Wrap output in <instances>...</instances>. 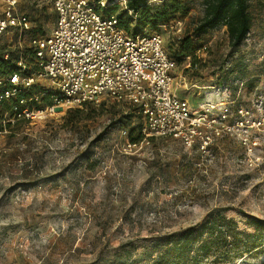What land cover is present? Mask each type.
I'll return each mask as SVG.
<instances>
[{
    "label": "rangeland",
    "instance_id": "rangeland-1",
    "mask_svg": "<svg viewBox=\"0 0 264 264\" xmlns=\"http://www.w3.org/2000/svg\"><path fill=\"white\" fill-rule=\"evenodd\" d=\"M163 2L179 11L167 6L166 17L143 30L158 33L175 61L174 93L193 109L233 101L232 111L264 115V0L249 2L251 27L235 49L225 26L194 31L201 0H149L152 11ZM16 9L29 29L0 37V53L12 58L56 20L50 0H16ZM143 123L136 104L101 96L0 128V264H152L185 229L221 217L259 232L261 244L203 264H264V130L252 131L249 164L231 135L205 154L169 136L129 148Z\"/></svg>",
    "mask_w": 264,
    "mask_h": 264
},
{
    "label": "built area",
    "instance_id": "built-area-1",
    "mask_svg": "<svg viewBox=\"0 0 264 264\" xmlns=\"http://www.w3.org/2000/svg\"><path fill=\"white\" fill-rule=\"evenodd\" d=\"M50 1L56 15L51 31L30 38L26 53L21 48L13 58L2 53L10 63L0 73V128L108 96L136 104L143 116L142 139L128 142L129 148L152 136H169L205 154L218 139L231 135L253 163L257 140L252 131L264 130V115L253 117L246 106L232 111L233 101H206L193 109L176 95V65L162 37L125 30L115 13H108L125 0ZM27 29L28 16L17 11L16 0H0V37Z\"/></svg>",
    "mask_w": 264,
    "mask_h": 264
},
{
    "label": "trees",
    "instance_id": "trees-1",
    "mask_svg": "<svg viewBox=\"0 0 264 264\" xmlns=\"http://www.w3.org/2000/svg\"><path fill=\"white\" fill-rule=\"evenodd\" d=\"M251 0H201L203 15L196 24L194 31L203 32L217 26H225L229 44L235 49L243 41L251 27V14L248 5ZM114 4L108 8V13H115L120 26L132 33H138L144 26L158 24L167 14V2L160 5V9L152 11L149 0H125L124 9L116 12ZM169 7V6H168ZM169 13L179 11L173 6L168 8ZM135 25L131 28V21ZM189 40V39H187ZM0 53V73L5 64ZM189 49L183 52L189 55ZM143 136V135H142ZM130 143L138 142V138L131 137ZM261 244L259 232L245 234L238 230L236 222L231 219H206L185 229L172 245L163 247L155 252L152 264H203L207 259L212 261H232L257 248ZM243 248V251L240 249ZM152 255V254H151Z\"/></svg>",
    "mask_w": 264,
    "mask_h": 264
}]
</instances>
